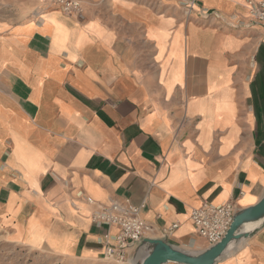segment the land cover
<instances>
[{
  "label": "crops",
  "instance_id": "obj_1",
  "mask_svg": "<svg viewBox=\"0 0 264 264\" xmlns=\"http://www.w3.org/2000/svg\"><path fill=\"white\" fill-rule=\"evenodd\" d=\"M52 1L0 0L2 237L50 264H110L116 230L91 216L129 200L146 238L205 250L193 209L264 195L263 28L245 0H197L208 19L182 0ZM216 264H264V223Z\"/></svg>",
  "mask_w": 264,
  "mask_h": 264
},
{
  "label": "built area",
  "instance_id": "obj_2",
  "mask_svg": "<svg viewBox=\"0 0 264 264\" xmlns=\"http://www.w3.org/2000/svg\"><path fill=\"white\" fill-rule=\"evenodd\" d=\"M183 14L188 19L197 10L199 16L208 19L212 12L201 10L197 0H182ZM54 9L66 14H80V2L74 0H53ZM245 7L251 18V23L264 30V0H245ZM92 203L91 200H88ZM144 204L133 205L129 200H110L99 207L91 216L98 226L112 227L116 230L113 236L105 235L102 241V259L110 264H131L133 250L146 239L149 234H155V229L146 224L140 217ZM238 210L235 200H229L220 205L202 203L190 212V220L197 237L202 239L207 247L219 243L228 231L233 216ZM178 224L162 227L159 233L162 238L169 237L177 230Z\"/></svg>",
  "mask_w": 264,
  "mask_h": 264
},
{
  "label": "water",
  "instance_id": "obj_3",
  "mask_svg": "<svg viewBox=\"0 0 264 264\" xmlns=\"http://www.w3.org/2000/svg\"><path fill=\"white\" fill-rule=\"evenodd\" d=\"M257 224L244 231L247 224ZM264 223V195L253 206L237 210L223 239L200 252L180 250L165 239L146 238L133 250L131 264H216L240 241L247 239Z\"/></svg>",
  "mask_w": 264,
  "mask_h": 264
},
{
  "label": "rangeland",
  "instance_id": "obj_4",
  "mask_svg": "<svg viewBox=\"0 0 264 264\" xmlns=\"http://www.w3.org/2000/svg\"><path fill=\"white\" fill-rule=\"evenodd\" d=\"M48 260L43 252L30 251L10 244L0 233V264H50Z\"/></svg>",
  "mask_w": 264,
  "mask_h": 264
},
{
  "label": "bare ground",
  "instance_id": "obj_5",
  "mask_svg": "<svg viewBox=\"0 0 264 264\" xmlns=\"http://www.w3.org/2000/svg\"><path fill=\"white\" fill-rule=\"evenodd\" d=\"M257 224H258V223H257ZM257 224H254V223H252V224H247V225H245V226L243 227V230H244V231H250V230H252L253 228H255V226H256Z\"/></svg>",
  "mask_w": 264,
  "mask_h": 264
}]
</instances>
